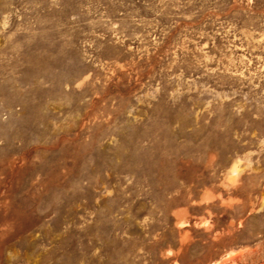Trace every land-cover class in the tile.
<instances>
[{"label": "rangeland", "instance_id": "374dc122", "mask_svg": "<svg viewBox=\"0 0 264 264\" xmlns=\"http://www.w3.org/2000/svg\"><path fill=\"white\" fill-rule=\"evenodd\" d=\"M0 264H264V0H0Z\"/></svg>", "mask_w": 264, "mask_h": 264}]
</instances>
